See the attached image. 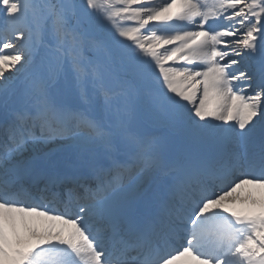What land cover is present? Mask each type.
I'll return each mask as SVG.
<instances>
[{
	"label": "snow or ice",
	"instance_id": "1",
	"mask_svg": "<svg viewBox=\"0 0 264 264\" xmlns=\"http://www.w3.org/2000/svg\"><path fill=\"white\" fill-rule=\"evenodd\" d=\"M0 264H264V0H0Z\"/></svg>",
	"mask_w": 264,
	"mask_h": 264
},
{
	"label": "bare ground",
	"instance_id": "2",
	"mask_svg": "<svg viewBox=\"0 0 264 264\" xmlns=\"http://www.w3.org/2000/svg\"><path fill=\"white\" fill-rule=\"evenodd\" d=\"M56 144H62V142L58 140Z\"/></svg>",
	"mask_w": 264,
	"mask_h": 264
},
{
	"label": "rangeland",
	"instance_id": "3",
	"mask_svg": "<svg viewBox=\"0 0 264 264\" xmlns=\"http://www.w3.org/2000/svg\"><path fill=\"white\" fill-rule=\"evenodd\" d=\"M61 145H62V144H61ZM55 146H56V147H59V146H60V144H56Z\"/></svg>",
	"mask_w": 264,
	"mask_h": 264
}]
</instances>
